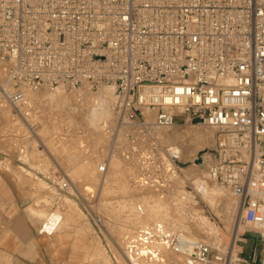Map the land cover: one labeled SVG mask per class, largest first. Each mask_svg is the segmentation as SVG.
<instances>
[{
    "label": "built area",
    "instance_id": "2783aa9c",
    "mask_svg": "<svg viewBox=\"0 0 264 264\" xmlns=\"http://www.w3.org/2000/svg\"><path fill=\"white\" fill-rule=\"evenodd\" d=\"M0 63L12 110L42 87L106 89L119 125L210 129L200 165L240 221L264 226V0H0ZM161 237L197 264L247 261L232 246Z\"/></svg>",
    "mask_w": 264,
    "mask_h": 264
},
{
    "label": "rangeland",
    "instance_id": "374dc122",
    "mask_svg": "<svg viewBox=\"0 0 264 264\" xmlns=\"http://www.w3.org/2000/svg\"><path fill=\"white\" fill-rule=\"evenodd\" d=\"M2 68L0 63V75L3 74ZM40 90L41 94L37 99H29L31 102L26 105L25 119L21 118L15 110H10L7 107L0 92V168H5L21 183L28 185L29 202L27 204H35V206H29L28 209L35 217L45 220L35 213V210L39 212L40 209H44L41 213L47 214L58 211L68 221V218H72L71 222H85L88 235L85 245L88 248V241H93L95 246L92 251V262L97 259L96 261L102 264H125L119 250L127 251L125 246L128 243H130L128 250L132 252V255L134 254V257H136L135 255L141 257L138 260L141 264H153L154 261H157L156 264H169L166 260V249L165 255L159 256L157 253L155 255L157 258L154 260L150 257L156 252L154 243L158 241L155 237H151L148 242H142L140 239L142 235L139 236L136 233L135 241L123 240L125 234L138 227H144L145 222L147 224L152 223L151 226H148L150 230H153L156 224H161L163 228L175 231V221H177L203 241L217 245L221 243L222 246L219 245L220 247L227 246L237 226L235 224L237 208L230 194L221 188L217 182L210 179L205 169L200 165V155L210 148L212 143L208 142V137L198 142L190 135L191 128L189 126L174 125L172 128L159 130L164 133L166 137L164 139L167 142L158 140L156 136L158 130L152 131L150 129L151 133H148L154 138L149 136V140L143 141L142 130L132 126H123V128L125 127L124 130L133 131V139L135 140L133 144L138 150L145 147L157 152L158 147H160L159 151L161 152L158 158L160 165L157 169L152 168L149 172V170L144 169L135 170L132 165H129V169L126 171L123 167L129 162L124 160L120 162L119 159L121 152L131 153L130 143L127 141L128 143H125L124 146L123 143H117L112 136L101 146L104 138L100 128L92 127L77 113H70L71 118L68 117L64 121V125L68 126L69 133H61L57 138L50 136V132L53 131L56 123L55 115L59 111L52 109L51 99L46 94L48 90L45 87L40 88ZM66 93H71V91ZM27 94L29 95V92ZM67 104L69 102L63 104L61 112L63 108H68ZM117 119L115 117V122L113 121L112 126L110 125L113 127L112 129H117L114 131L115 137L119 130L116 126L119 123ZM19 121L25 128L21 129V132ZM74 122H78V126L70 125ZM108 130H111L109 126ZM202 130L205 131L204 129L199 131ZM111 131L113 132V130ZM204 133V135L208 134ZM97 135L98 139L95 138ZM15 136H27L30 141L32 139L35 141V144L29 146L27 152L33 164L37 161V163L45 164L46 167L42 170L47 171L51 165L53 168L51 170L54 172H63V176L60 175L56 178L54 188L57 191H53V187H48L44 182L45 179L35 176L31 170L17 168L16 163L9 160L11 155L7 150L14 148V143L12 144L10 140H13L12 138ZM10 137L12 138L7 140ZM52 144L55 150H52ZM145 144L151 146H145ZM95 146L100 147L98 152H96ZM80 148L88 150L85 153V159L83 156V159H79ZM174 150L177 152H173ZM45 153H47L48 159L45 158ZM62 155H66L69 162ZM91 156L94 160H91ZM130 156L131 154L127 158ZM113 157H116L117 160L112 161ZM105 159L111 160L110 165L117 166H110L108 172L95 174L96 164ZM80 161H86L88 167L86 164L79 167ZM152 164L155 165V163ZM140 174H143L141 175L143 177ZM53 179L50 180L53 181ZM88 181L93 184V193L86 195L83 188L84 183ZM218 187L219 189L214 190ZM182 188L185 190L183 197H181ZM79 196H87L85 198L88 199L89 204L86 205V201H82V197ZM98 216L101 217L100 220L97 219ZM75 218L77 219L75 220ZM203 223H207L209 230L202 229L201 224ZM240 224L242 226L239 228L240 232H237L235 239L237 245V241L242 238L243 231L253 227L244 224L242 221ZM64 227L61 226L56 230ZM66 227L75 228L76 226L68 225ZM216 234L218 235L216 236ZM141 243L142 245L148 244L143 245V247L138 246ZM238 249L243 251L242 245H239ZM130 251L129 253H131ZM260 252L262 253L261 250ZM161 260H163L162 263H158Z\"/></svg>",
    "mask_w": 264,
    "mask_h": 264
},
{
    "label": "crops",
    "instance_id": "0c3cea01",
    "mask_svg": "<svg viewBox=\"0 0 264 264\" xmlns=\"http://www.w3.org/2000/svg\"><path fill=\"white\" fill-rule=\"evenodd\" d=\"M77 118L79 119V117ZM77 123H70V125L78 126ZM20 124L21 128L19 130L21 132V129L24 127L22 123ZM98 135L95 138L98 139ZM11 138L12 137L7 140ZM12 139L13 140L10 141H12V144L14 143V148L7 150L11 155L9 160L14 161L17 168L31 170L35 176L45 179L44 182L48 187L54 188L56 185V178L60 175L63 176V172H54V170H51L53 169L51 165L48 167V170L45 171L42 170L46 167L45 164L37 163V161L33 164L30 161L27 152L29 146L35 144V141H32L33 139L30 141L27 136H15ZM95 148L96 152H98V148L100 147ZM52 150H55L54 145L52 146ZM44 156L47 158V153H45ZM62 156L69 162L66 155ZM53 160L56 162L55 159ZM91 160H94L92 156ZM85 164V162L80 161L78 166L82 167ZM94 173L97 175L99 174L98 169L96 170V166ZM51 178H54L53 181L50 180ZM182 190L181 197L185 195V190L183 188ZM53 191L57 190L54 188ZM28 192L29 188L27 184L21 183L14 175L8 173L5 168H0V264H102L96 261L97 259L95 260L96 262H92V245L89 249L85 245L88 240V235L86 233L87 225L85 222H71V220H73L72 218H68V221L67 218L62 216V219L56 224L54 230L61 226H65L64 228L49 232L41 231L44 220L35 217L28 209L31 205L35 206V204H27L29 202ZM76 219L77 218H75V220ZM68 225L76 227L67 228L66 226ZM151 225L152 223L147 224L145 228L138 227L132 230L124 235L123 240L130 242L135 241L136 233L139 236H143V231L149 230L147 226ZM244 241L245 239L242 238L241 245ZM94 246L95 244H93V247ZM249 251V253H244L242 251L245 258H247V261L242 264H264V257L260 251L250 249ZM251 256L255 259L254 263L250 262Z\"/></svg>",
    "mask_w": 264,
    "mask_h": 264
},
{
    "label": "bare ground",
    "instance_id": "6f19581e",
    "mask_svg": "<svg viewBox=\"0 0 264 264\" xmlns=\"http://www.w3.org/2000/svg\"><path fill=\"white\" fill-rule=\"evenodd\" d=\"M1 72L3 74L0 75L2 77V78L0 77V88H1L0 92L2 93L1 96L5 97L7 91L10 89V85L8 83V80H7V75H5L6 73L4 71V68H2ZM40 94H41V90L40 89H38L37 91H30L29 95H28L27 105L31 102V101H29V99L32 98L33 100H35V99H37L39 97ZM46 94L51 99L52 109H56L57 111H59L55 115L56 123H55V125L53 127V131L50 132V134H51L50 136H53L54 138H57V136H59V134H61V133H65V134L69 133L68 130H67L68 126L64 125V121L68 117L71 118L70 113L71 114L77 113L78 116H81L86 122L90 123L92 125V127L94 126L95 128H100L102 136L104 138L103 141L101 142V146H103L105 144V142L107 140H109L110 137H112V136H113V139L115 138V141L117 143H123V145L125 143H128V142L130 143L129 149L131 150V153H130L131 156L129 158H127L130 154L127 153V152L126 153L121 152V155H120L121 158L119 159L120 162H122L123 160L129 162L128 165H125L123 167V168H125V170L129 169V167H128L129 165H132V168L134 167L135 170H137V169L138 170L139 169L143 170L144 169V170H147V171L149 170V172H150V170L152 168L153 169H157L159 167L160 164L158 162V158H159V155L161 153L159 151L160 147H158L159 149H157L158 150L157 152H154V150L151 149V148H145V147L142 148L141 150H138L135 147V144H133V142L135 141L133 139L134 138L133 131L124 130L125 127L123 128L122 125H119L120 122H119L118 119L117 120H118L119 123H117L116 126H117V128H119V130H118L117 135L115 137L114 131L117 130V129L114 130V129H112L113 127H111L112 126L111 124H113V121L115 122V115L113 114L112 101H111L110 93L108 92V90L104 89V90H97V91H72L71 93H66V92H63V91H55V92L48 91ZM66 102H69V104L66 105L68 108H63L62 112H61V108H62L63 104L66 103ZM59 106H61V107H59ZM7 107H9L8 104H7ZM9 108L11 110V107H9ZM15 111L18 113V115L21 118L25 119L26 103H25L24 106H21V108L15 109ZM147 117H148L147 118L148 122H152L153 121L152 120V118H153L152 115L149 114V115H147ZM108 126L111 128V130H113V132L111 130H108ZM189 127L191 128V131H190L191 134L190 135L193 136L192 138L194 140L200 142L203 139L208 137V142L209 143L212 142L213 133H212V131L210 129H207V128L203 127V126L202 127L201 126H189ZM169 128H172V127H169ZM169 128L154 129L156 131L158 130V133L156 134V136L158 137V140L160 139V140H163L164 142H167V140L164 139V138H166L164 133H162L159 130H166V129H169ZM198 128L204 129L205 130L204 132H206L208 134L204 135L205 133L203 132V130L199 131L201 129H198ZM121 130H122V133H120ZM150 130H153V129H150ZM150 130L147 128V129H144V130L141 131V134H142L141 136H143V141L145 139L149 140L150 137L154 138V137L150 136L151 134L149 135V133H151ZM125 131H127L128 133L127 132L125 133ZM153 134H154V132H153ZM188 134H189V132H188ZM124 136H126V137H124ZM169 141H170V139H169ZM146 145L147 144H145V146ZM148 145H150V144H148ZM79 150H80L79 159L80 160L83 159L82 156L85 159V153L88 150H86L85 148H80ZM173 152H177V151L174 150ZM109 157H111V156H109ZM116 160H117L116 157L112 158V161H116ZM84 162H86V161H84ZM100 162H104L105 163V171L100 172L98 170V172L99 173L108 172V170H109V168L111 166L110 165L111 160L110 159H105V160H102ZM100 162L96 164V170L98 169V166H99ZM152 163H155V165L152 164ZM86 165L88 167V164H86ZM136 165H138V166H136ZM115 166H117V165H115ZM112 167H114V166H112ZM82 170H84V169H82ZM126 171H128V170H126ZM141 175H143V174H140V176ZM135 176H137V174H135ZM141 177H143V176H141ZM92 185L93 184L91 183V181H88V182L84 183L83 190H84L86 195L93 193V186ZM217 189H219V187L218 188H214V190H217ZM79 197H82V196H79ZM85 197H87V196H85ZM85 197H82V199H83L82 201H86V205H87L89 203H88V199H86ZM102 203L105 204L104 201H102ZM234 203H236L235 200H234ZM236 208H237V215H236V220H235L236 223L235 224L237 226H236V229L234 230L235 231L234 234L232 233L233 236H232L231 240L227 244V246H229V247L232 246L233 250H238V245L235 243V239H236V236L238 234L237 232L239 231V228L242 226L240 224V221H239V218H241V215H242L240 206H237V204H236ZM43 210L44 209H40L39 212H36V210H35V213L39 214L42 218L45 219L44 220V224H43V229L45 231H48V232L49 231H53L55 229L56 224L59 223L60 220L62 219V214L60 212H58V211H54V212L48 213V214L41 213ZM96 213H98V212H96ZM42 214H44V215H42ZM96 217H97V215H96ZM100 218L101 217H99L97 219L100 220ZM145 223H144V228L147 225V223L146 224ZM173 224H174V222H173ZM175 224H176V229H175V231L172 230L173 232L170 231L169 229L163 228L161 224H156L155 228H153V230L149 229L148 230L149 232L144 237L142 236V238H140V239L142 240V242H148V240H151L150 239L151 237H155L157 239L158 242L154 243L156 245V252L150 256L153 260L157 258L155 256L157 253H159V256L165 255V249H166V251H167L166 260H167V262H169V264H190V263H193L195 261L189 259L188 257L186 258L183 255L175 253L172 250L168 240H164L162 237H161L162 239L160 238V233L162 232V233L165 234V236H167V235H170V236L177 235L180 242L203 241L197 235L190 233L189 232L190 230H188L187 227L179 224L177 221H175ZM201 226H203L202 229L209 230L208 226H207V223L206 224L203 223V224H201ZM250 226H253L250 230L258 232L261 236H264V226H260V225H250ZM245 231H243V233ZM217 235L218 234H216V236ZM167 238H169V237H167ZM262 240H263V242H262V244L260 246L259 251L261 250L262 253H263V256H264V239H262ZM205 242H207V241H205ZM208 243H211V242H208ZM93 244H94L93 241H91V242L88 241V249L90 248L91 245H92V248H93ZM129 244L130 243H128L125 246L127 251L123 252V251L119 250L120 254H121L122 258H123V261L125 262V264H141L138 261V260L141 259V257L139 255H135L136 257H134L133 256L134 254L132 255V252L130 250H128L129 249ZM147 244L148 243H146V245ZM219 245L222 246L221 243ZM138 246H142L143 247L142 243L140 245H138ZM129 251L131 253H129ZM142 252H143V254H145L144 251H142ZM163 260L159 261L158 263H162ZM156 262L157 261H154L153 264H156ZM105 263H108V261L107 262L105 261Z\"/></svg>",
    "mask_w": 264,
    "mask_h": 264
},
{
    "label": "water",
    "instance_id": "95a60500",
    "mask_svg": "<svg viewBox=\"0 0 264 264\" xmlns=\"http://www.w3.org/2000/svg\"><path fill=\"white\" fill-rule=\"evenodd\" d=\"M41 231H45L43 227ZM243 238L245 239V241L242 242L244 253H249L250 252L249 249L259 251L263 240H262L261 235L258 232H255L253 230H246L243 233Z\"/></svg>",
    "mask_w": 264,
    "mask_h": 264
}]
</instances>
